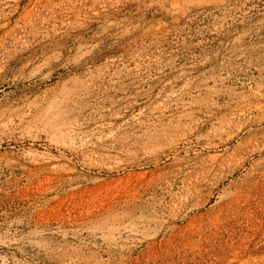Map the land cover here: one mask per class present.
I'll use <instances>...</instances> for the list:
<instances>
[{
    "label": "rangeland",
    "instance_id": "obj_1",
    "mask_svg": "<svg viewBox=\"0 0 264 264\" xmlns=\"http://www.w3.org/2000/svg\"><path fill=\"white\" fill-rule=\"evenodd\" d=\"M0 264H264V0H0Z\"/></svg>",
    "mask_w": 264,
    "mask_h": 264
}]
</instances>
